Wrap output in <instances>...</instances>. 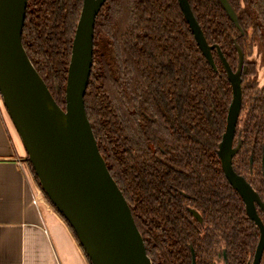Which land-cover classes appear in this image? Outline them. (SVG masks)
Wrapping results in <instances>:
<instances>
[{
	"label": "trees",
	"instance_id": "trees-1",
	"mask_svg": "<svg viewBox=\"0 0 264 264\" xmlns=\"http://www.w3.org/2000/svg\"><path fill=\"white\" fill-rule=\"evenodd\" d=\"M228 1L243 28H251L264 47V0ZM189 2L208 42L219 45L235 68L234 39L242 46L246 39L221 1ZM82 6L83 0L28 2L23 44L62 107ZM214 57L217 70L199 47L179 0H106L96 18L86 111L153 264H192V244L197 264H213L201 250L188 206L202 210L222 231L229 264H246L254 252L255 225L217 152L233 91L216 51ZM256 69L249 62L248 74L256 75ZM244 91L248 144L242 153L248 157L253 151L260 159L264 86L254 78Z\"/></svg>",
	"mask_w": 264,
	"mask_h": 264
},
{
	"label": "water",
	"instance_id": "water-1",
	"mask_svg": "<svg viewBox=\"0 0 264 264\" xmlns=\"http://www.w3.org/2000/svg\"><path fill=\"white\" fill-rule=\"evenodd\" d=\"M241 29L239 17L228 0H220ZM29 0H0V94L51 203L73 228L91 264H153L131 207L110 173L88 118L85 95L94 61L96 18L106 0H83L73 40L66 84V107L53 96L23 44ZM180 6L197 43L217 70L214 49L232 84L226 130L218 154L229 182L243 197L248 215L261 235L252 264H260L264 252V225L256 202L259 194L233 166L240 145L234 139L243 102L244 53L234 70L219 45L210 44L189 0ZM193 213L197 214L195 210ZM198 215V214H197ZM192 249V263L197 264ZM250 264V263H248Z\"/></svg>",
	"mask_w": 264,
	"mask_h": 264
},
{
	"label": "crops",
	"instance_id": "crops-1",
	"mask_svg": "<svg viewBox=\"0 0 264 264\" xmlns=\"http://www.w3.org/2000/svg\"><path fill=\"white\" fill-rule=\"evenodd\" d=\"M27 162L0 99V264H89L47 198L34 202L37 180Z\"/></svg>",
	"mask_w": 264,
	"mask_h": 264
},
{
	"label": "flooded vegetation",
	"instance_id": "flooded-vegetation-1",
	"mask_svg": "<svg viewBox=\"0 0 264 264\" xmlns=\"http://www.w3.org/2000/svg\"><path fill=\"white\" fill-rule=\"evenodd\" d=\"M238 17H239V15H238ZM239 23H240V18H239ZM240 25H241V23H240ZM235 26H236V24H235ZM236 28L240 31V33L242 35H244L246 40L242 46L237 42L236 39H234V41L236 42L235 46L238 45L243 50L244 64H243V76H242L243 77V81H242L243 102H242V108H241V112H240L239 121L237 123V129H236V134H235V139H234V146L240 145V148H239L238 152L235 154V156L233 157V166H234L235 171L238 174L244 176L245 179L250 183L252 188L259 194L261 202L264 205V153L262 154V157L260 159L254 157L253 151L250 152L248 157H247L246 153H242L245 149V146L248 144L245 133H244V130H245V120H244L245 115L244 114H245L247 106H248V100H247L248 97L245 96L244 86L247 82H249V80H253L254 78H256V75L253 76V75L248 74L249 62H253V61L249 60V58H248L249 54H248L247 49L250 48V50H251L252 40L254 39L255 36L253 35V30L251 28H248L247 31L245 28H243L242 25H241V29L238 28L237 26H236ZM236 49H237V46H236ZM213 51L217 52L216 49H214ZM237 55H238V62H239L238 50H237ZM237 68H238V63H237V66L233 69L236 70ZM256 68H257V64H256ZM226 75H227V73H226ZM250 77H253V79H251ZM227 78H228V76H227ZM258 83H259V81H258ZM263 86H264V83L262 85H259V87H263ZM231 87H232V84H231ZM232 98H233V96H232ZM231 101H232V99H231ZM230 104H231V102H230ZM228 111H229V108H228ZM227 119H228V115H227ZM226 126H227V122H226ZM226 126H225V130H226ZM225 130H224V132H225ZM224 132H223V134H224ZM223 134H222V139H223ZM222 139H221V141H222ZM218 149H219V145H218ZM263 152H264V150H263ZM225 176H226V174H225ZM231 186L234 188V186L232 184H231ZM235 190L240 195V197L242 198L244 205H245V209H246V204H245L243 197L237 191V189H235ZM188 207H189V211H190L191 215L193 216L192 218L195 221L197 236L203 240L201 250L206 252V254L209 256V258H211L213 264H229V256H228L229 246L227 245V239L223 235L222 231L217 230L211 224L207 215H205L202 210H199V209L194 208L192 206H188ZM256 209H257L258 215H259V217H260V219L264 225V209L262 208V206L260 204H258V202H256ZM192 210H195V212L198 215L193 213ZM246 212H247V209H246ZM247 215H248V212H247ZM248 217L250 218L249 215H248ZM250 220L255 225L256 243H255V247H254V252L249 257V260L247 261L246 264H248V263L252 264L253 259H254V254L256 252V249H257V246H258V243L260 240V235H261L259 225L256 224V222L253 221L251 218H250ZM191 246L193 247V249L196 253V258H197L196 248L193 244ZM191 246H190V248H191ZM191 252H192V249H191ZM260 264H264V252H263V256H262V260H261Z\"/></svg>",
	"mask_w": 264,
	"mask_h": 264
},
{
	"label": "rangeland",
	"instance_id": "rangeland-1",
	"mask_svg": "<svg viewBox=\"0 0 264 264\" xmlns=\"http://www.w3.org/2000/svg\"><path fill=\"white\" fill-rule=\"evenodd\" d=\"M247 51L249 54V57H248L249 60L257 64V74H256L255 79L259 81V85H262L264 83V47L259 37H254V39L252 40L251 50L250 48H248ZM250 78L253 79V77H250ZM0 99L2 103L4 104L1 94H0ZM26 157H27V153H26Z\"/></svg>",
	"mask_w": 264,
	"mask_h": 264
},
{
	"label": "built area",
	"instance_id": "built-area-1",
	"mask_svg": "<svg viewBox=\"0 0 264 264\" xmlns=\"http://www.w3.org/2000/svg\"><path fill=\"white\" fill-rule=\"evenodd\" d=\"M35 183H36V193H35V196H34V202L36 204H38L40 202L41 198H42V195H44V197H46V196H45L41 186L39 185L38 181H36Z\"/></svg>",
	"mask_w": 264,
	"mask_h": 264
}]
</instances>
